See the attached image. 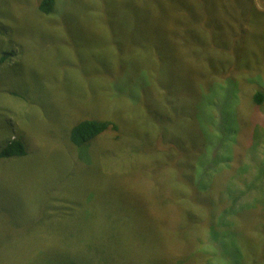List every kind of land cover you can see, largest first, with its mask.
<instances>
[{
  "label": "rangeland",
  "instance_id": "1",
  "mask_svg": "<svg viewBox=\"0 0 264 264\" xmlns=\"http://www.w3.org/2000/svg\"><path fill=\"white\" fill-rule=\"evenodd\" d=\"M55 1L0 0V264H264L260 0Z\"/></svg>",
  "mask_w": 264,
  "mask_h": 264
},
{
  "label": "trees",
  "instance_id": "2",
  "mask_svg": "<svg viewBox=\"0 0 264 264\" xmlns=\"http://www.w3.org/2000/svg\"><path fill=\"white\" fill-rule=\"evenodd\" d=\"M261 7H264V0L259 1ZM56 5L55 0H38L37 11L44 15H49ZM264 16V11H258ZM264 25V24H263ZM258 25V26H263ZM253 102L256 106L261 107L264 103V93L255 91ZM117 129L116 124L108 120H98L93 118H81L75 122L67 131L66 138L69 145L77 148H86L95 145L100 136L108 129ZM26 155V148L22 141L12 140L0 150V159L20 158Z\"/></svg>",
  "mask_w": 264,
  "mask_h": 264
},
{
  "label": "bare ground",
  "instance_id": "3",
  "mask_svg": "<svg viewBox=\"0 0 264 264\" xmlns=\"http://www.w3.org/2000/svg\"><path fill=\"white\" fill-rule=\"evenodd\" d=\"M28 93V92H27ZM108 137V136H107ZM110 137V136H109ZM108 141V140H107ZM257 164V163H256Z\"/></svg>",
  "mask_w": 264,
  "mask_h": 264
}]
</instances>
